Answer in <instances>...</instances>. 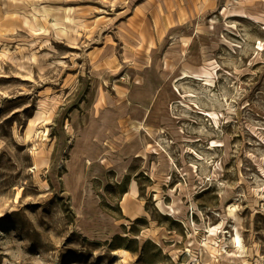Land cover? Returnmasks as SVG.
<instances>
[{"label": "rangeland", "instance_id": "374dc122", "mask_svg": "<svg viewBox=\"0 0 264 264\" xmlns=\"http://www.w3.org/2000/svg\"><path fill=\"white\" fill-rule=\"evenodd\" d=\"M0 264H264V0H0Z\"/></svg>", "mask_w": 264, "mask_h": 264}, {"label": "bare ground", "instance_id": "6f19581e", "mask_svg": "<svg viewBox=\"0 0 264 264\" xmlns=\"http://www.w3.org/2000/svg\"><path fill=\"white\" fill-rule=\"evenodd\" d=\"M26 58L30 59L31 57H29V56L27 55ZM19 60H20V59H19ZM188 76H192V74H191L189 71L185 70V69H181V70L179 71V73H177V74L174 75L173 77H174L175 79H180V78H186V77H188ZM234 243H236L237 246H239V244H240V238H239V234H238L237 231H236V237H235ZM228 256L231 257V258L235 257V256H236V251H233V252H232L231 254H229Z\"/></svg>", "mask_w": 264, "mask_h": 264}]
</instances>
